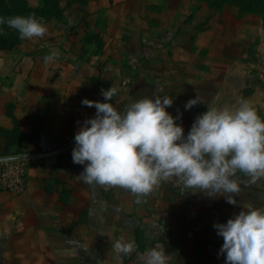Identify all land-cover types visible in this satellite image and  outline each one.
<instances>
[{
	"label": "crops",
	"instance_id": "1",
	"mask_svg": "<svg viewBox=\"0 0 264 264\" xmlns=\"http://www.w3.org/2000/svg\"><path fill=\"white\" fill-rule=\"evenodd\" d=\"M71 31L69 47L52 44L59 56L47 63L44 57L50 52L39 37L0 51V158L40 155L23 160V193L0 192V264H146L154 248L164 250L168 264H224L219 253L223 238L213 224L226 222L242 209L264 210V178L251 184L238 170L233 178L240 192L224 193L235 196L237 205L224 197L211 198L199 188L177 193L158 185L150 193L135 194L120 186L86 183L78 176L84 166L72 161L74 145L50 154L44 147L59 149L75 142L80 124L96 112L82 105V99L104 101L101 90L110 86L117 89L110 101L117 109L157 94L172 96L167 111L179 116L176 122L185 135L199 114L215 107V89L199 102V111L193 112L194 106L186 110L195 93L184 87L173 94L166 76L154 69V60L133 58L110 73L105 62L84 57L82 46L77 48L84 33ZM93 33L101 36L99 30ZM145 69L149 74L141 72ZM182 81L187 82V76L180 73L175 82ZM144 82L148 85H141ZM117 241L132 243L133 249L117 251Z\"/></svg>",
	"mask_w": 264,
	"mask_h": 264
},
{
	"label": "clouds",
	"instance_id": "2",
	"mask_svg": "<svg viewBox=\"0 0 264 264\" xmlns=\"http://www.w3.org/2000/svg\"><path fill=\"white\" fill-rule=\"evenodd\" d=\"M0 25L18 31L21 39L43 37L47 26L34 14L0 16ZM53 49L45 55L47 63L58 58ZM104 101L82 99L95 107V115L84 119L74 134L71 156L83 165L78 175L86 183L120 186L135 194L152 192L161 180L178 178L186 189L199 188L211 198L224 197L237 205L233 194L240 184L233 177L243 172L255 184L264 178V118L244 99L232 108L211 107L199 114L185 135L179 116L167 111L174 99L154 95L117 109L110 102L117 89L101 90ZM203 102L197 95L185 103L191 109ZM219 194V195H218ZM223 238L219 253L224 264H264V210L248 208L214 223ZM117 251L130 252L132 243L117 241ZM162 248L147 253L146 264H168Z\"/></svg>",
	"mask_w": 264,
	"mask_h": 264
},
{
	"label": "rangeland",
	"instance_id": "3",
	"mask_svg": "<svg viewBox=\"0 0 264 264\" xmlns=\"http://www.w3.org/2000/svg\"><path fill=\"white\" fill-rule=\"evenodd\" d=\"M75 1L78 4L67 8L63 20L38 38L48 52L57 51L55 42L68 48L73 36L67 35L75 29L84 33L77 43L84 57L105 62L110 73L133 58L154 60V69L166 76L173 94L185 87L204 101L215 89L216 108H234L244 99L264 118V30L258 15L238 17L234 7L217 10L203 0ZM27 3L41 7L42 0ZM97 30L102 37L93 33ZM180 73L187 82H175Z\"/></svg>",
	"mask_w": 264,
	"mask_h": 264
},
{
	"label": "trees",
	"instance_id": "4",
	"mask_svg": "<svg viewBox=\"0 0 264 264\" xmlns=\"http://www.w3.org/2000/svg\"><path fill=\"white\" fill-rule=\"evenodd\" d=\"M90 0H85L88 2ZM164 2L170 0H162ZM217 10L224 6L237 9L238 17L248 14H256L260 17L264 30V0H203ZM78 4L72 0H42L41 7H30L27 0H0V16L30 15L34 14L37 18H42L46 24L51 20L62 21L68 7ZM25 39H21L18 31L0 25V51H11ZM16 152L14 155L20 154ZM6 156L12 154H5Z\"/></svg>",
	"mask_w": 264,
	"mask_h": 264
},
{
	"label": "built area",
	"instance_id": "5",
	"mask_svg": "<svg viewBox=\"0 0 264 264\" xmlns=\"http://www.w3.org/2000/svg\"><path fill=\"white\" fill-rule=\"evenodd\" d=\"M27 177V167L23 160L0 162V192L19 195L24 192ZM159 185H165L177 193H183L185 187L178 178L161 180Z\"/></svg>",
	"mask_w": 264,
	"mask_h": 264
},
{
	"label": "water",
	"instance_id": "6",
	"mask_svg": "<svg viewBox=\"0 0 264 264\" xmlns=\"http://www.w3.org/2000/svg\"><path fill=\"white\" fill-rule=\"evenodd\" d=\"M74 144H75V142H72L68 146L63 147V148H59V149H56V148H54L53 146H51L49 144H44V147L47 150V153L50 154V153L59 152V151L65 149V148H68V147H70V146H72ZM36 157H40V155H26V156L4 157V158H0V162H3V161L26 160V159L36 158Z\"/></svg>",
	"mask_w": 264,
	"mask_h": 264
}]
</instances>
